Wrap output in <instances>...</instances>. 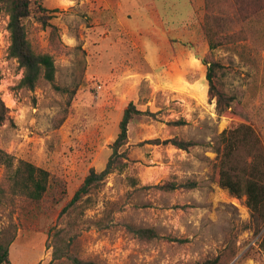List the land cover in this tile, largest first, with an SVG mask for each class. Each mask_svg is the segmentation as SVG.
I'll use <instances>...</instances> for the list:
<instances>
[{"label":"rangeland","instance_id":"374dc122","mask_svg":"<svg viewBox=\"0 0 264 264\" xmlns=\"http://www.w3.org/2000/svg\"><path fill=\"white\" fill-rule=\"evenodd\" d=\"M43 26L24 21L37 54H49L59 92L45 81L34 91L17 88L22 70L9 59L8 16L0 11V96L9 120L0 128V150L62 177L68 202L91 169L100 172L128 104L144 112L128 125L123 172L109 174L93 203L76 219L72 251L99 264H197L222 256L229 264H264V229L244 230L249 212L212 179L214 147L232 124H247L264 149V10L230 23L228 47L210 51L202 31L204 0H42ZM233 16V13H232ZM234 17V16H233ZM55 27V38L51 27ZM221 68V87L235 96L218 115L208 96L202 59ZM192 142L187 151L151 140ZM0 165V238L10 239V264H54L55 232L65 225L53 210L8 202ZM137 182L135 191L126 178ZM174 182L194 189L164 192ZM137 190V189H136ZM113 205V207H112ZM113 225L98 229L106 208ZM154 228L158 240L141 241L119 225ZM175 238L180 242L168 240Z\"/></svg>","mask_w":264,"mask_h":264},{"label":"trees","instance_id":"16d2710c","mask_svg":"<svg viewBox=\"0 0 264 264\" xmlns=\"http://www.w3.org/2000/svg\"><path fill=\"white\" fill-rule=\"evenodd\" d=\"M42 0H0V11L8 16L7 30L9 33V46L7 55L9 59L17 62L22 70V78L17 88L34 91L40 81H45L59 92L66 89L55 83V65L49 54H37L33 51L27 39L24 21L35 18L43 26L47 25L48 16L41 5ZM264 10V0H204V15L202 31L208 41L210 51L221 47H228L232 34L230 23L236 19L239 24L250 21L254 16ZM233 13V16H232ZM51 27V36L55 38V27ZM205 66V79L208 86V96L215 100V109L218 115L225 114L235 101L233 94L224 91L221 83V64L213 57L202 59ZM1 79V78H0ZM9 110L0 96V128L10 119ZM145 115L134 104H128L121 121L119 132L112 143V153L105 168L96 172L91 169L82 184L68 198L66 183L62 177L50 174L25 161L15 162L14 158L0 150V165L4 167L5 183L8 189V202L22 201L29 206H43L45 210H55L62 206L57 214L58 219L65 218V225L55 232L52 244V260L54 264H99L93 260H83L72 251L75 236L71 233L76 225V219L86 210L90 209L95 195L109 174L123 172L126 168L125 154L121 149L127 144L128 125L136 117ZM146 143L152 145L172 146L176 149L187 151L194 144L178 139L151 140ZM218 162L213 166L212 179L220 188L234 198L244 199L245 207L249 212V222L244 225V230H253L256 235L264 229V149L255 131L247 124H232L218 137L214 147ZM130 187L135 191L141 190L133 177L126 178ZM194 182L178 185L167 182L154 186L164 192L175 191L178 188L194 189ZM137 189V190H136ZM6 197V191L0 187V198ZM113 207V205H112ZM106 208L103 218L96 223L98 229H108L113 225V208ZM119 225L133 237L141 241L158 240L160 236L154 228H143L122 222ZM170 241L180 242L175 238ZM10 239L0 238V264H10L9 245ZM259 250L264 253V233L259 242ZM237 254L223 260L222 256L209 257L197 264H229Z\"/></svg>","mask_w":264,"mask_h":264},{"label":"built area","instance_id":"2783aa9c","mask_svg":"<svg viewBox=\"0 0 264 264\" xmlns=\"http://www.w3.org/2000/svg\"><path fill=\"white\" fill-rule=\"evenodd\" d=\"M7 24L5 26L4 35L7 36L8 37V40H9V33H8V30H7Z\"/></svg>","mask_w":264,"mask_h":264}]
</instances>
